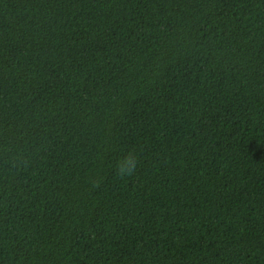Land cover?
Listing matches in <instances>:
<instances>
[{"label":"trees","instance_id":"trees-1","mask_svg":"<svg viewBox=\"0 0 264 264\" xmlns=\"http://www.w3.org/2000/svg\"><path fill=\"white\" fill-rule=\"evenodd\" d=\"M0 264H264V0H0Z\"/></svg>","mask_w":264,"mask_h":264}]
</instances>
